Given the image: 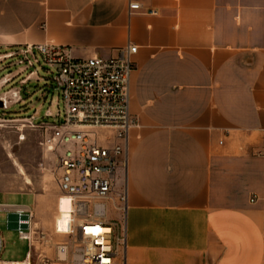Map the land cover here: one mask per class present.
Wrapping results in <instances>:
<instances>
[{"label": "crops", "instance_id": "crops-1", "mask_svg": "<svg viewBox=\"0 0 264 264\" xmlns=\"http://www.w3.org/2000/svg\"><path fill=\"white\" fill-rule=\"evenodd\" d=\"M127 43L126 263L262 264L264 0H0V59L35 44L109 57ZM6 67L3 87L19 72ZM17 207L32 214L0 202ZM31 253L26 242L9 260Z\"/></svg>", "mask_w": 264, "mask_h": 264}, {"label": "built area", "instance_id": "built-area-1", "mask_svg": "<svg viewBox=\"0 0 264 264\" xmlns=\"http://www.w3.org/2000/svg\"><path fill=\"white\" fill-rule=\"evenodd\" d=\"M128 8L136 10L139 5L128 3ZM135 50L127 43L116 56L74 58L66 47L35 44L13 53L27 68L38 62V56L54 71L61 111L52 114L45 109L43 115L54 122L35 128L40 129L39 145L52 160L54 181L66 198L69 215L68 241L55 244V263L127 264L125 169L128 133L136 124L129 112L128 86ZM109 209L118 216L109 219ZM9 215L17 217L13 230L18 239L31 245L36 233L44 238L34 229L29 210L14 208L6 213V221ZM8 262L0 258V264ZM50 263L46 256L40 259V264Z\"/></svg>", "mask_w": 264, "mask_h": 264}, {"label": "rangeland", "instance_id": "rangeland-1", "mask_svg": "<svg viewBox=\"0 0 264 264\" xmlns=\"http://www.w3.org/2000/svg\"><path fill=\"white\" fill-rule=\"evenodd\" d=\"M14 52L0 59L1 65H7L4 73L19 70L16 82L8 87L0 86V202L31 203L34 229L45 235L43 239L38 238V233L34 235L31 261L26 259L21 264H40L43 256L50 259V264H64L54 262V253L56 243L68 241L69 215L62 207L52 160L39 145L40 129L35 128L41 122H54L52 117L43 115L46 108L52 114L58 109L61 111L60 104L57 105L58 91L52 81L54 71L38 56V62L27 68ZM120 183L118 179L117 186ZM117 216L116 212L108 210L109 219ZM17 226V217L6 221V213L0 211L1 259L23 257L26 242L17 238L13 230Z\"/></svg>", "mask_w": 264, "mask_h": 264}, {"label": "bare ground", "instance_id": "bare-ground-1", "mask_svg": "<svg viewBox=\"0 0 264 264\" xmlns=\"http://www.w3.org/2000/svg\"><path fill=\"white\" fill-rule=\"evenodd\" d=\"M1 99H4L5 100V98L4 97H2L1 96ZM6 101V100H5ZM19 172L20 173H23V170L21 169V168H19ZM27 183H28V180L26 181ZM62 201H63V205H62V207L66 210V198L65 197H63L62 196ZM13 264H21V263H18V262H14ZM25 264H29V263H25Z\"/></svg>", "mask_w": 264, "mask_h": 264}, {"label": "water", "instance_id": "water-1", "mask_svg": "<svg viewBox=\"0 0 264 264\" xmlns=\"http://www.w3.org/2000/svg\"><path fill=\"white\" fill-rule=\"evenodd\" d=\"M2 106V102L0 101V107Z\"/></svg>", "mask_w": 264, "mask_h": 264}]
</instances>
